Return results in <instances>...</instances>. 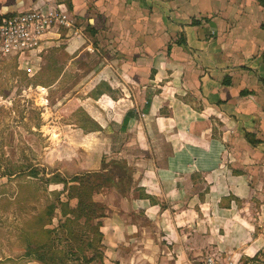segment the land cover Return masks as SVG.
<instances>
[{
  "label": "crops",
  "instance_id": "crops-1",
  "mask_svg": "<svg viewBox=\"0 0 264 264\" xmlns=\"http://www.w3.org/2000/svg\"><path fill=\"white\" fill-rule=\"evenodd\" d=\"M60 7L74 29L28 64L55 68L49 90L81 83L60 112L132 135L134 186L99 200L93 264H264V0H0V18Z\"/></svg>",
  "mask_w": 264,
  "mask_h": 264
},
{
  "label": "rangeland",
  "instance_id": "rangeland-1",
  "mask_svg": "<svg viewBox=\"0 0 264 264\" xmlns=\"http://www.w3.org/2000/svg\"><path fill=\"white\" fill-rule=\"evenodd\" d=\"M36 57L33 52L26 55H4L0 52V264H39L24 257V231L31 235L33 241H51L52 246L47 247V253L58 255L69 251L63 241L64 234H61L63 229L60 224L64 218L60 210L55 211L51 223L45 226L52 231L51 234L36 230L39 220L48 221L47 212L54 205L58 206V194L64 189L62 184L54 182L55 176L72 181L76 176L98 174L100 178L94 177L95 180L108 179L93 196L96 203L105 207V217L107 206L99 200H105L110 194L127 196L134 186L135 168L124 160L123 153L133 147L128 146L131 133L117 127L101 132L83 109L75 113L69 109L60 112L69 104L77 92V85L81 83L74 82L70 86V82H65L58 89L49 90L48 86L54 84L55 68L51 66L39 71L32 67L27 59L33 62ZM86 64L88 67L84 69L83 76L101 68L100 62L95 60H87ZM40 87L48 91H42ZM102 105V102L99 105L92 103V108L89 104L85 107L91 108L93 116L100 120L102 117L95 107ZM109 121L112 119L109 118ZM70 122L81 126L78 127L80 130L69 127ZM53 134L59 138L55 139ZM156 145L153 151L157 150ZM30 170L36 171L39 178L28 176ZM10 174L12 177L8 176ZM66 198L62 199L66 201ZM75 204V201L71 203L72 206ZM104 218L94 222L102 223ZM93 224H86L82 219L77 224L78 228L74 229H79L84 239V243L79 244L82 255L91 256L92 252L86 245L92 238L89 230ZM206 259L231 264L213 255L197 259L192 264Z\"/></svg>",
  "mask_w": 264,
  "mask_h": 264
},
{
  "label": "trees",
  "instance_id": "trees-1",
  "mask_svg": "<svg viewBox=\"0 0 264 264\" xmlns=\"http://www.w3.org/2000/svg\"><path fill=\"white\" fill-rule=\"evenodd\" d=\"M129 122V116H127L123 122V126L126 127ZM28 176L39 178V174L30 170ZM12 176V174L8 175ZM94 177L100 178V175L87 174L84 176H76L69 181L63 177L55 176V183L62 184L64 189L58 194L57 207L54 205L47 212L48 221L44 222V219L40 222L36 228L44 234H51L52 231L45 229L48 223H51V218L55 215V211L60 210L64 221H61L60 227L63 229L65 245L68 248L66 253H47V247L52 246V242H37L33 241L31 235L22 233L26 238V254L25 258L37 261L39 264H92L93 262H100L103 260V234L100 231L102 225L101 221L95 223V220L105 217V207L96 203L93 200V196L104 183L108 180L98 181ZM65 196L66 201L62 199ZM75 201L74 206L71 203ZM85 220L86 224H93V228L89 230V234L92 235L91 240L87 243L86 247L92 252L91 256L86 254L82 255L83 250L79 247L80 243H84L83 236L80 231H74L75 227L78 228V222ZM47 230V231H46ZM62 240V239H61Z\"/></svg>",
  "mask_w": 264,
  "mask_h": 264
},
{
  "label": "built area",
  "instance_id": "built-area-1",
  "mask_svg": "<svg viewBox=\"0 0 264 264\" xmlns=\"http://www.w3.org/2000/svg\"><path fill=\"white\" fill-rule=\"evenodd\" d=\"M74 21L61 7L49 13L37 10L0 18V52L4 55H26L38 51L45 37L55 28L74 29ZM77 34V32H75ZM199 264H221L206 259Z\"/></svg>",
  "mask_w": 264,
  "mask_h": 264
}]
</instances>
